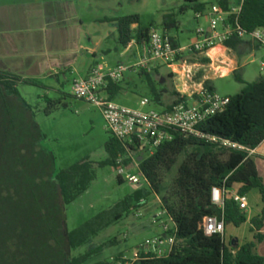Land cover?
<instances>
[{
  "label": "trees",
  "instance_id": "16d2710c",
  "mask_svg": "<svg viewBox=\"0 0 264 264\" xmlns=\"http://www.w3.org/2000/svg\"><path fill=\"white\" fill-rule=\"evenodd\" d=\"M219 5L227 11L230 9L228 0H219ZM196 10L205 11L206 6L199 5ZM170 21L165 22L167 31L178 26L175 20ZM116 22L123 47L133 41L148 43L152 25L143 26L141 16L123 17ZM239 24L248 33L264 29V0H244ZM242 44L243 40L236 38L226 46L237 49ZM234 76L241 81L238 72ZM154 82L149 80L150 85ZM20 85L49 90L43 83L0 71V264H85L91 254L72 257L73 251L120 221L122 214L139 204L145 195L143 191H136L112 210L71 232L66 226V207L90 189L97 170L116 169L118 159L128 149L141 156L146 153L137 144L128 148L110 134L104 160H83L58 172L54 157L44 145L47 137L36 122V111L21 96ZM205 86L215 92L210 82ZM109 92L115 99L121 92L120 84L110 85ZM152 93V101L159 105L160 94L155 89ZM175 96L174 104L188 100L178 92ZM229 98L225 112L199 127L204 137L175 133L172 142L140 161L141 174L150 190L163 197V209L176 225L178 243L168 257L159 258L142 251L129 264H264L255 243L242 247L232 243L228 247L225 237L208 235L205 230L208 217L218 218L225 226L241 227L247 222L246 212L240 209L231 193L226 196L224 209L212 203L215 187L227 191L237 189L240 195L258 190L264 202V181L250 152L224 148L208 139L230 141L248 150H255L264 142V76ZM42 100L47 105V116L68 108L64 99L45 96ZM183 155L186 158L178 168L172 190L163 196L164 177ZM252 224L257 231L263 229L264 210ZM257 239L262 240V236L257 235Z\"/></svg>",
  "mask_w": 264,
  "mask_h": 264
},
{
  "label": "rangeland",
  "instance_id": "374dc122",
  "mask_svg": "<svg viewBox=\"0 0 264 264\" xmlns=\"http://www.w3.org/2000/svg\"><path fill=\"white\" fill-rule=\"evenodd\" d=\"M228 1L237 4V0ZM95 3L102 6L100 13L102 17L119 19L134 15L141 16L143 26L151 24L152 30L178 36L181 44L187 48L196 42L197 32L203 20L207 21L206 18H196L197 6L205 5L209 8L219 5V0H95ZM94 14L99 13L96 11ZM170 20H175L178 26L176 29L166 31L165 22H171ZM192 57L195 55L193 54ZM115 63V58H112L108 64L113 66ZM240 66L242 69L239 79L244 83L234 76L219 79L214 82L217 94L223 97L235 96L245 88L246 84L254 83L264 76V71H262L264 48L255 45L254 52L241 58ZM161 74L166 77L164 72ZM157 86L160 87L159 82ZM18 89L23 99L36 111V122L47 137L44 145L54 157L58 172L83 160L101 161L105 159V146L110 139V134L102 112L97 106L77 100L72 94H66L62 95L61 99L65 100L68 108L60 109L47 116L45 114L47 105L42 100L46 96L45 89L27 85H20ZM161 89L165 90L158 102L162 107L156 105L153 108L160 111L163 108H169L177 99L175 96L177 90L173 82L168 81V85L161 86ZM135 95L153 98L149 91L141 88L135 91ZM50 97L56 98V95L51 93ZM116 102L120 105L125 104L122 99ZM127 104L133 108L138 107L135 101ZM189 152H193V149ZM148 156L149 153L142 156L136 155L135 160L140 163ZM185 158V155L181 156L178 165L165 175L162 186L163 196L172 190L178 168ZM96 172L97 178L90 189L66 207L68 231H74L101 213L112 210L136 191H143L145 197L129 212H124L123 218L114 223L113 227L103 230L100 236L91 238L84 246L73 251L72 257L91 254V258L85 264H129L142 252L137 251L136 246L142 247L148 239L154 237V234L150 232V224L155 213L163 208V197L153 193L146 183H143L142 189H138L129 181H122L123 184H121L117 171L113 167L99 169ZM132 174L135 173L132 172ZM226 230L225 239L228 247L240 232L247 234L244 227L238 229V227L228 225ZM125 255L130 258L125 259Z\"/></svg>",
  "mask_w": 264,
  "mask_h": 264
},
{
  "label": "crops",
  "instance_id": "0c3cea01",
  "mask_svg": "<svg viewBox=\"0 0 264 264\" xmlns=\"http://www.w3.org/2000/svg\"><path fill=\"white\" fill-rule=\"evenodd\" d=\"M229 3L230 7L235 6V2ZM96 11L99 14L95 15ZM101 11L102 6L99 3L96 5L95 0H0V71L43 83L49 89L46 90V96L51 98V93H54L56 98L51 99L56 100L61 99L62 95L72 94L74 83L87 77L93 67L100 66L110 70L118 65H125L129 70L120 83L121 92L115 100L122 99L125 104L121 105L133 108L127 103L135 101L139 105L141 99L148 98L137 97L135 91L141 88L153 94L155 89L161 96L165 93L161 86L168 85V81L173 82L179 94L191 92L196 84L206 82H210L216 92L214 82L232 77L235 72L240 73L241 58L254 52L255 44L248 40H243V44L237 49L227 46L215 49L213 54L216 55L211 53L210 57L220 70H201L187 86L184 76H177L166 66L152 64L143 68L146 43L133 41L123 47L119 41L118 18L102 17ZM201 27L209 30L208 20H203ZM136 28L137 26L134 27ZM169 36L178 47L185 48L178 36L171 33ZM194 55L195 57L191 54L186 57L189 64L210 65L209 57ZM112 58H115L116 63L110 66L108 63ZM150 79L155 81L153 85H150ZM161 79H165L166 84L159 83V87L156 83ZM251 158L264 181V142L254 150ZM230 193H237V189ZM247 196V222L238 229L244 227L248 235L240 232L232 243L239 247L255 243L257 254L264 257V227L257 231L252 224L254 219L263 214V198L258 190L251 191ZM150 232L155 236L158 230L151 225ZM226 232L227 230L225 234ZM259 234L262 236L260 241L257 239ZM140 248L136 246L135 249L139 251ZM124 258L128 260L130 257L125 255Z\"/></svg>",
  "mask_w": 264,
  "mask_h": 264
},
{
  "label": "built area",
  "instance_id": "2783aa9c",
  "mask_svg": "<svg viewBox=\"0 0 264 264\" xmlns=\"http://www.w3.org/2000/svg\"><path fill=\"white\" fill-rule=\"evenodd\" d=\"M243 3L244 0H237V4L230 7L228 11L220 5H213L205 11L197 12L196 18H206L210 29L199 28L196 42L187 48L177 47L171 36L153 29L149 41L146 43L143 68L152 64L166 66L177 76H184V82L189 86L188 82L194 81L199 71L220 70L210 54L215 49L226 46V43L237 38L251 41L264 48V29L248 33L239 24ZM189 54L209 57L211 63L200 66L189 64L186 59ZM128 70L125 65H118L110 70L95 66L87 77L76 81L72 87V95L77 100L93 104L101 110L109 134L124 142L128 148L137 144L142 152L152 155L160 146L172 142L175 133L185 137H204L200 133L199 127L225 112L230 104L229 97L211 92L205 84H196L191 92L180 93L182 97H188L187 101L172 103L170 109L163 108L161 111L153 109L157 104L150 98L141 99L137 108L123 106L112 99L109 87L112 84H120ZM183 72L184 75H182ZM208 139L213 143H220L224 148L247 150L250 155L254 153V150H248L230 141H219L212 137H208ZM136 155V152L128 149L127 154L118 159L116 171L122 181H129L138 189H142L143 183H148L140 172V164L135 160ZM228 193L230 191L223 187L213 188L212 203L220 209H224ZM232 195L240 209L247 213L249 209L248 196L238 193ZM151 225L158 230V233L148 239L140 250L146 255H154L159 258L170 256L178 243V230L175 223L167 211L160 208L152 218ZM205 230L208 235L225 237L226 226L218 218L208 217L205 220Z\"/></svg>",
  "mask_w": 264,
  "mask_h": 264
},
{
  "label": "water",
  "instance_id": "95a60500",
  "mask_svg": "<svg viewBox=\"0 0 264 264\" xmlns=\"http://www.w3.org/2000/svg\"><path fill=\"white\" fill-rule=\"evenodd\" d=\"M158 82L163 85V84H165L166 80L165 79H161V80H158Z\"/></svg>",
  "mask_w": 264,
  "mask_h": 264
},
{
  "label": "bare ground",
  "instance_id": "6f19581e",
  "mask_svg": "<svg viewBox=\"0 0 264 264\" xmlns=\"http://www.w3.org/2000/svg\"><path fill=\"white\" fill-rule=\"evenodd\" d=\"M212 54H213V52H212ZM216 54H213V56H215Z\"/></svg>",
  "mask_w": 264,
  "mask_h": 264
}]
</instances>
